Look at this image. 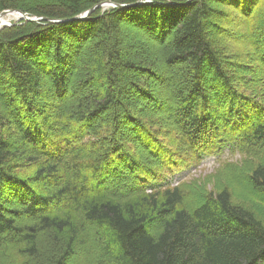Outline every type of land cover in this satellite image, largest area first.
I'll return each mask as SVG.
<instances>
[{
    "label": "trees",
    "instance_id": "obj_1",
    "mask_svg": "<svg viewBox=\"0 0 264 264\" xmlns=\"http://www.w3.org/2000/svg\"><path fill=\"white\" fill-rule=\"evenodd\" d=\"M139 1L0 0V264H264V0Z\"/></svg>",
    "mask_w": 264,
    "mask_h": 264
},
{
    "label": "rangeland",
    "instance_id": "obj_2",
    "mask_svg": "<svg viewBox=\"0 0 264 264\" xmlns=\"http://www.w3.org/2000/svg\"><path fill=\"white\" fill-rule=\"evenodd\" d=\"M109 6L111 5H107V7H102V8L105 9V8H108ZM6 17H8V15H6ZM19 20H20L19 18L12 17V19L9 22L10 24L11 23L13 24ZM136 29L135 27H132V26H126L125 28V30L129 34V38L132 39L134 42H135V39L140 40L144 38V36H141L140 33L138 32V29L137 30ZM156 46H158V43H156ZM86 55L87 53H86V47H85L83 48L82 56L84 57ZM181 74L183 73L181 72ZM81 75L82 74H80V69H79L78 72H74L71 80H75L76 77H81ZM162 115H165V113ZM174 117L175 115H169V116H166L165 119L171 122L172 120H174ZM250 152L251 151L245 152L244 150H240V151L235 150L232 152H226L225 154L221 156H217V157L212 155L209 157H205L204 159H199V160L192 159L190 162L187 163L186 170L180 172L179 175L176 177V179H174V183L175 184L177 183L186 184L190 181L192 182L193 180H201L208 184L218 185L217 184L218 182H221L224 179H226L224 177L227 174L231 178L230 174L232 172V167L236 168L237 170L242 171L241 170L242 167L247 168V167L253 166V163L255 162L251 160L250 158L251 156L249 155ZM234 184L235 183L232 181V178L227 180L225 184V185H228L232 189L233 200L236 202H240L241 204H245L248 207H254V205L255 206L257 205L260 209L259 215L264 218V204H262L263 200H261L258 196H252L251 194H247L245 190L237 188L236 184L235 186ZM125 188L126 187L120 189L119 187H117V188H113V190H116L118 194L120 193L124 195H132L134 193V191H131ZM105 190L110 192V189H105ZM39 243L42 246V249H46L44 236H41L39 238ZM42 253H43L44 260H46L47 252L44 253V251H42Z\"/></svg>",
    "mask_w": 264,
    "mask_h": 264
},
{
    "label": "water",
    "instance_id": "obj_3",
    "mask_svg": "<svg viewBox=\"0 0 264 264\" xmlns=\"http://www.w3.org/2000/svg\"><path fill=\"white\" fill-rule=\"evenodd\" d=\"M143 1L144 0H141L139 2H143ZM107 4L112 5V6H124V7L126 6V5H120L118 3H114V2H111L110 1V2L100 3V4L96 5V7L99 8L101 6H106ZM95 8H91L90 10L86 11L83 15L78 16V17H87L90 13H92L95 10ZM13 12L20 13L21 14V18L22 19H26V20L39 21V20L43 19V18H40V17H37V16L36 17H30L27 14H25V13H23L21 11H18V10H5V11L1 12V14L2 15H6V14H9V13H13ZM44 20H49V19H44ZM52 21H56V20H52ZM6 25L9 26L11 24L10 23H7Z\"/></svg>",
    "mask_w": 264,
    "mask_h": 264
},
{
    "label": "bare ground",
    "instance_id": "obj_4",
    "mask_svg": "<svg viewBox=\"0 0 264 264\" xmlns=\"http://www.w3.org/2000/svg\"><path fill=\"white\" fill-rule=\"evenodd\" d=\"M95 7H96V6H94L93 8H95ZM101 7H102V6H101ZM103 7H107V6H103ZM96 8H97V7H96ZM96 8H95V9H96ZM84 13H85V12H84ZM84 13H82L81 15H83ZM6 15H8V17H6ZM6 15H2V14L0 13V30H1L3 27L7 26V25H6L7 23H10L9 21L12 19V17L22 19V18H21V14L18 13V12L9 13V14H6ZM81 15H79V16H81Z\"/></svg>",
    "mask_w": 264,
    "mask_h": 264
}]
</instances>
